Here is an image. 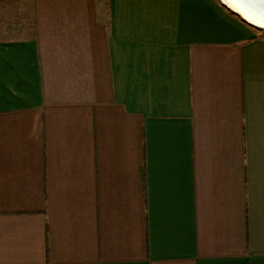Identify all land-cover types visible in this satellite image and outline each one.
<instances>
[{
  "label": "crops",
  "instance_id": "1",
  "mask_svg": "<svg viewBox=\"0 0 264 264\" xmlns=\"http://www.w3.org/2000/svg\"><path fill=\"white\" fill-rule=\"evenodd\" d=\"M218 0H0V264H264V36Z\"/></svg>",
  "mask_w": 264,
  "mask_h": 264
},
{
  "label": "water",
  "instance_id": "2",
  "mask_svg": "<svg viewBox=\"0 0 264 264\" xmlns=\"http://www.w3.org/2000/svg\"><path fill=\"white\" fill-rule=\"evenodd\" d=\"M245 22L264 30V0H223Z\"/></svg>",
  "mask_w": 264,
  "mask_h": 264
},
{
  "label": "rangeland",
  "instance_id": "3",
  "mask_svg": "<svg viewBox=\"0 0 264 264\" xmlns=\"http://www.w3.org/2000/svg\"><path fill=\"white\" fill-rule=\"evenodd\" d=\"M220 3H222L226 8H228V10H229V7H228V5H226V3L223 1V0H218ZM232 11V10H231ZM234 15H236V16H238L237 14H235V13H233ZM238 17H240V16H238ZM241 18V17H240ZM242 19V18H241ZM243 21H244V19H242ZM245 22V21H244ZM246 24H248L251 28H253V29H255V30H257L259 33H258V35H261V36H264V30L263 29H261V28H257V27H255L254 25H251V24H249V23H247V22H245Z\"/></svg>",
  "mask_w": 264,
  "mask_h": 264
},
{
  "label": "snow or ice",
  "instance_id": "4",
  "mask_svg": "<svg viewBox=\"0 0 264 264\" xmlns=\"http://www.w3.org/2000/svg\"><path fill=\"white\" fill-rule=\"evenodd\" d=\"M241 2H243V0H241Z\"/></svg>",
  "mask_w": 264,
  "mask_h": 264
}]
</instances>
